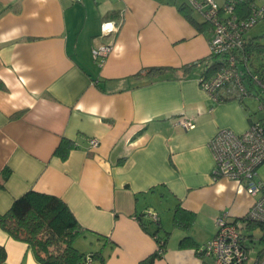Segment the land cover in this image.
<instances>
[{
  "label": "crops",
  "instance_id": "obj_1",
  "mask_svg": "<svg viewBox=\"0 0 264 264\" xmlns=\"http://www.w3.org/2000/svg\"><path fill=\"white\" fill-rule=\"evenodd\" d=\"M185 1L0 0V214L26 191L56 195L84 229L78 250L136 264L157 247L137 219L153 212L158 235L170 232L154 264H207L179 241L201 247L221 212L240 218L253 201L236 182L212 177L208 142L255 118L232 84L218 99L200 87L216 61L211 29L199 32L181 14ZM101 44L111 49L98 61L92 49ZM181 118L194 127L183 129ZM63 137L74 142L66 159L54 155ZM177 205L195 214L188 230L173 224ZM0 245L4 264H39L1 227Z\"/></svg>",
  "mask_w": 264,
  "mask_h": 264
},
{
  "label": "built area",
  "instance_id": "obj_2",
  "mask_svg": "<svg viewBox=\"0 0 264 264\" xmlns=\"http://www.w3.org/2000/svg\"><path fill=\"white\" fill-rule=\"evenodd\" d=\"M193 10L211 25L209 53L219 62V69L211 76L202 75L200 87L213 98L232 84L241 97L253 96L259 101V110L264 111V65L254 67L246 57L244 47L248 43L247 31L264 19V0H255L246 10L238 7L245 0H186ZM243 14H239L242 13ZM113 22L104 23L107 33L116 31ZM111 45L101 44L92 49L93 57L102 61ZM178 124L185 130L192 129L191 119L181 118ZM99 141L90 138L91 147ZM212 153L214 179L226 178L236 182L253 198L247 212L240 218H231L221 212L215 218L213 237L197 249L210 257L214 264H245L253 249L252 231L246 229L248 222H264V179L257 171L264 164V116L250 120L241 133L229 128H220L208 142ZM146 216L153 222L159 220L156 213ZM254 231V230H253ZM85 264H92L87 256Z\"/></svg>",
  "mask_w": 264,
  "mask_h": 264
},
{
  "label": "trees",
  "instance_id": "obj_3",
  "mask_svg": "<svg viewBox=\"0 0 264 264\" xmlns=\"http://www.w3.org/2000/svg\"><path fill=\"white\" fill-rule=\"evenodd\" d=\"M255 0H245L238 7L239 12L250 7ZM181 14L199 31L203 32L211 29V25L202 19L198 20L194 16L193 8L187 1L178 6ZM196 13V12H195ZM240 15L243 14L239 13ZM261 51L264 44H259L255 39L248 37V43L244 47L246 57H250L253 50ZM195 63L187 67L194 66ZM252 66L257 67L252 64ZM264 65L261 63L259 66ZM219 69V62H214L206 70L205 75L209 77ZM162 67H148L144 73H160ZM74 147V142L68 138H62L54 150V155L60 159H66L69 151ZM8 170L3 172V180L8 175ZM141 227L151 234L157 243L156 249L140 259L136 264H154L165 250L170 232L164 231L162 236L158 235L161 230L159 221L153 222L145 219L143 214L137 216ZM195 221V214L176 206L173 212V224L176 228L188 230ZM153 225V229L150 226ZM0 227L9 236L16 240L25 242L33 252L39 264H85L87 256L92 260V264H103V258L99 252L84 253L74 246L75 237L81 235L84 229L78 223L68 205L58 196L29 190L15 198L7 211L0 214ZM248 231L259 229L258 238L259 249L255 253L253 264H264V222H248ZM255 243V241H253ZM254 246V244H253ZM179 247H198L190 236H185L179 241ZM6 259L5 248L0 245V264H4Z\"/></svg>",
  "mask_w": 264,
  "mask_h": 264
},
{
  "label": "rangeland",
  "instance_id": "obj_4",
  "mask_svg": "<svg viewBox=\"0 0 264 264\" xmlns=\"http://www.w3.org/2000/svg\"><path fill=\"white\" fill-rule=\"evenodd\" d=\"M179 1H181V0H179ZM216 1L218 3L222 2L221 0H216ZM194 16L200 21L203 19L201 17V14H199L197 12L196 13L194 12ZM246 36L255 39V41L261 45L264 44V19H261L253 27H251L247 31ZM250 62L252 64L254 63L255 66H259L261 63H264V49H262L261 51H257L254 49L252 55L250 56ZM244 106H245V108H247L248 111H250V114L252 116H254V118H260V117L264 116V111L259 110V108H258L259 101L255 97L249 96V97L245 98ZM257 173H258L260 178L264 179V164H261L259 166ZM157 210L159 211L158 208H157ZM250 234L252 235L255 243H254L253 249L250 253V257L245 264H253V261L255 259V253L259 249V244L257 241L259 236H260L259 229H255ZM84 241H85V239L79 235V236L75 237L73 243L75 244L76 247L80 248V246L83 245L82 242H84ZM207 264H214V263H213L212 259L207 258Z\"/></svg>",
  "mask_w": 264,
  "mask_h": 264
}]
</instances>
